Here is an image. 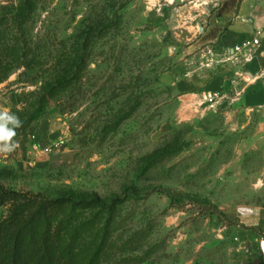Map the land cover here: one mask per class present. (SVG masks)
Listing matches in <instances>:
<instances>
[{"label":"rangeland","instance_id":"rangeland-1","mask_svg":"<svg viewBox=\"0 0 264 264\" xmlns=\"http://www.w3.org/2000/svg\"><path fill=\"white\" fill-rule=\"evenodd\" d=\"M148 7L0 0V111L19 118L14 139L31 136L32 152L0 164V184L124 199L55 219L70 264H263L264 139L207 113L175 117L163 77L199 37H175L174 11L168 28Z\"/></svg>","mask_w":264,"mask_h":264},{"label":"crops","instance_id":"crops-1","mask_svg":"<svg viewBox=\"0 0 264 264\" xmlns=\"http://www.w3.org/2000/svg\"><path fill=\"white\" fill-rule=\"evenodd\" d=\"M145 1L149 10L157 6V17L164 18L168 28V18H173L175 37L186 31L199 37L188 57L163 77L173 93L175 117L198 122L207 113L233 122L241 137L264 139V0ZM170 10L173 14L164 17ZM258 34L261 47L252 62L245 63L242 57L230 60L237 46ZM18 143L13 152L0 153V164H20L32 154L28 144L23 149Z\"/></svg>","mask_w":264,"mask_h":264},{"label":"trees","instance_id":"trees-1","mask_svg":"<svg viewBox=\"0 0 264 264\" xmlns=\"http://www.w3.org/2000/svg\"><path fill=\"white\" fill-rule=\"evenodd\" d=\"M30 137L27 135L20 143L23 149ZM123 202L121 198L111 204L97 197L90 200L70 196L51 198L0 184V208L8 210L7 216L0 220V264H70L71 252L61 250L58 245L61 232L54 225L55 219L67 207L110 211Z\"/></svg>","mask_w":264,"mask_h":264},{"label":"clouds","instance_id":"clouds-1","mask_svg":"<svg viewBox=\"0 0 264 264\" xmlns=\"http://www.w3.org/2000/svg\"><path fill=\"white\" fill-rule=\"evenodd\" d=\"M22 126V122L15 114L8 111H0V153H11L19 147L15 141L16 128ZM261 255L264 258V239L260 241Z\"/></svg>","mask_w":264,"mask_h":264},{"label":"built area","instance_id":"built-area-1","mask_svg":"<svg viewBox=\"0 0 264 264\" xmlns=\"http://www.w3.org/2000/svg\"><path fill=\"white\" fill-rule=\"evenodd\" d=\"M260 34H258V37L243 43L240 46H237L234 49V56L230 60L236 59L238 57H242L244 59L245 63H250L254 60L255 58V52L257 49L261 47V40L259 37ZM43 153L49 154L52 153V148L50 147H44Z\"/></svg>","mask_w":264,"mask_h":264}]
</instances>
